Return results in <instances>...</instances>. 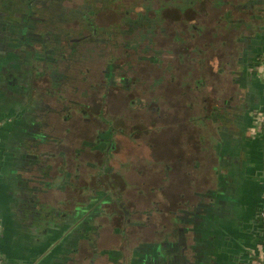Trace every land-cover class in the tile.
<instances>
[{
	"label": "crops",
	"instance_id": "0c3cea01",
	"mask_svg": "<svg viewBox=\"0 0 264 264\" xmlns=\"http://www.w3.org/2000/svg\"><path fill=\"white\" fill-rule=\"evenodd\" d=\"M9 24L0 15V264H264V64L230 71L238 90L224 113L210 119L203 137L183 136L186 190L166 197L165 209L150 211L148 226L129 224L122 230L102 214L93 219L96 228L89 222L78 226L72 187L63 189L58 146L48 154L52 187L31 179L42 169L27 162L40 151V136L28 128L24 87L11 83L16 55ZM24 74L22 68L25 80ZM166 136L172 159L174 139ZM34 142L25 159L22 150ZM45 155L38 156L42 164ZM65 169L72 170L69 160ZM36 187L44 188L46 208H31ZM49 207L66 212L64 219L56 218L59 228L46 229ZM135 217L147 220L144 213Z\"/></svg>",
	"mask_w": 264,
	"mask_h": 264
},
{
	"label": "rangeland",
	"instance_id": "374dc122",
	"mask_svg": "<svg viewBox=\"0 0 264 264\" xmlns=\"http://www.w3.org/2000/svg\"><path fill=\"white\" fill-rule=\"evenodd\" d=\"M168 1L169 6L165 4ZM236 1L239 0H189L190 3L187 0H42L43 6L39 4L34 8L38 16L34 31L44 34L52 45L59 40L63 49L59 52L64 59L57 67L56 83L51 80L46 83L64 96L60 104L52 101L60 109L67 105V110L59 114L63 123L70 122H64L63 116L74 100L83 105L87 103L90 112L95 108L96 113L102 115L104 110L109 119L117 120L121 114L130 123L149 118L143 109L129 105L122 96L126 91L120 88L123 86L121 77H137L136 82H131L130 91L135 98L148 103L151 87H156V78L163 76L158 87H165L163 92L173 98V104H167L170 100L157 102L159 109L155 115L160 118L161 112L168 113L166 119L156 124L158 135L164 137L162 142L151 149L147 144L152 141L148 134L140 138V144H123L119 139L122 154L131 152L135 156L136 168L130 177L135 189L134 207L139 211L165 209L166 197L181 195L186 190L187 146L178 132L183 118L195 117L199 108L203 110V105H189L190 101L196 103L197 98L206 97V108L217 104L223 110L224 100L238 90L233 88L230 70L239 65L238 48L245 44L244 36L239 40L237 33H228L230 26L225 19L216 21L220 15H226L227 6ZM139 13L157 17L155 25L150 28L140 21L136 23L134 19ZM155 37L165 39L169 45L160 48L159 40L152 42ZM149 44L163 49L157 54L159 60L154 65ZM115 63L121 86L118 90L110 87L105 96V84L101 82L104 70ZM199 76L205 80V87L197 96L192 87ZM171 126L175 135L173 151L182 154L168 168L165 137ZM62 135L68 138L70 133Z\"/></svg>",
	"mask_w": 264,
	"mask_h": 264
},
{
	"label": "flooded vegetation",
	"instance_id": "af4514ba",
	"mask_svg": "<svg viewBox=\"0 0 264 264\" xmlns=\"http://www.w3.org/2000/svg\"><path fill=\"white\" fill-rule=\"evenodd\" d=\"M41 3L42 0H0V15L2 18L7 17L10 22L11 31L9 30L8 34L10 32L13 36L12 48L16 55L14 57L15 60L11 63L13 68L10 71L13 81L11 83H14L15 88L24 87V93L27 97L28 128L30 132L33 131V134L40 136V140L37 142L41 146L40 151L35 154V159L31 156L29 160L27 159V162L37 163L42 169L37 176L32 175L31 179L52 187L53 175L50 172L51 165L48 162V154H52L51 147L58 146V149H60L59 155L64 156L61 164L63 189L66 186L72 187V193L77 200L75 213L78 215L76 219L78 226H82L84 222H89L87 226L96 228L97 224L93 223V219L98 214L109 215L113 222L121 225L120 228L122 230H125L129 224L133 226H148V213L155 209L139 211L134 207L135 189L133 190L134 183H132L130 176L131 171L136 168L134 164L135 156L131 152L122 154L123 151H120L119 139L123 144H140V138L144 134H148V136L151 135L152 139L151 142L147 141L151 149H156L159 142H162L164 137L158 135V126L156 124L159 120L166 119L168 113L161 112V115H159L161 117L158 118L155 115V112L159 109L157 102L162 103L170 100L171 102L169 101L167 104H173V98H168V94L163 92L165 87H158L164 78L163 76L155 77L157 86L151 87L150 92L152 95L149 98V102L146 103L147 101L142 98H135L133 96L134 92L130 91V88H132L131 82H136L137 77L126 76L124 78L125 76H122L123 86H121L116 76L117 63H115L116 66L112 64L111 67L104 70V80L101 81L105 84V96L109 94L110 87L118 90L121 86L120 88H124V91H126L124 92L125 95L123 94L122 96L128 101L129 105H136L139 109H143L149 114V118H139L130 123L127 121L126 116L121 114L117 120L109 119L104 110L103 114L99 115V113H96L95 108L90 112L87 108V103L83 105L80 101L74 100L72 104L68 105V108H70L67 111L68 113L63 116L64 122H70L68 124L63 123L59 119V114H61L63 109L65 111L67 105L60 109L52 101L60 104L63 102L64 96L62 93H57L50 86H46L48 80H51L54 85L56 83L55 79L57 74H59L57 67L64 59L63 53L59 52H63V49L59 40L57 44L52 45L47 41L48 39L44 34L34 31V26L38 21L34 8ZM227 9L228 13L223 16L220 15L216 21H220V18L225 19L230 26L228 33H237L239 40L244 36L245 46L240 51V54H242L239 55V65L251 70L255 66L264 64V0H239L230 4L229 7L227 6ZM230 10L233 12H230ZM206 13L204 11L203 15H206ZM200 30L201 27H199ZM158 40L156 37L153 38V44L157 43ZM158 43L160 48L169 45L165 39L159 40ZM58 47H60L59 50L56 49ZM149 48L153 51L150 54L152 63L153 65L154 63L157 64L159 60L157 54L162 52L163 49H158L155 45H150ZM199 67H202V65ZM22 68L25 71V80L21 77ZM230 71L233 72L235 69ZM204 87L205 80L199 76L192 89L197 91L196 94L198 96L203 92ZM228 101L229 98H226L224 104H227ZM190 104L203 105V110L199 108L200 111L198 110L199 113L195 117L183 118L181 129L178 132V134H181L182 139L186 134L203 137L208 122L212 127L210 119L214 122L224 113V109L222 110L221 106L218 107L217 104H214L211 109L206 108V97H200V100L197 98L196 103L195 101H190ZM71 118H73V121L70 120ZM263 128L264 120L260 125V129L263 130ZM63 133H70V136L66 138L62 135ZM117 136H119L118 142ZM169 136L173 139L175 137L173 126L169 129ZM196 137L194 139L197 141ZM32 138L35 137L33 136ZM166 138L167 136L165 140ZM171 138L169 139L170 141ZM34 145L35 142L25 145L26 147L22 150L25 154V159L27 156L32 155L30 149ZM173 145H175V139ZM43 153H47V155H45L44 163L42 164L38 156ZM174 153H171L172 159H169L168 168H170V164L171 166L173 165V160L176 157L181 158L179 153H177V156ZM1 155L2 151L0 149V161ZM66 158L71 163L72 170L65 169L68 162ZM40 189L42 192L44 190L41 187L36 189L37 192L31 202L34 205H31V208L39 206L42 209L50 205L40 194ZM48 209L46 211L48 212L49 220L48 222L46 221V229H51L52 226H54L53 228H59L56 218L64 219L66 212L62 207L58 210L50 209V207ZM140 213H144L147 220L140 217L133 218L134 215L137 216ZM84 215L87 217H85L86 220L83 217ZM62 225L63 223H61Z\"/></svg>",
	"mask_w": 264,
	"mask_h": 264
},
{
	"label": "trees",
	"instance_id": "16d2710c",
	"mask_svg": "<svg viewBox=\"0 0 264 264\" xmlns=\"http://www.w3.org/2000/svg\"><path fill=\"white\" fill-rule=\"evenodd\" d=\"M187 1L189 2V0H187ZM165 4H166L167 6H169V5H170V1L166 2ZM139 14H140V16L137 17L136 19H134V21H135L136 23H138V21H140V22H142V23H145L146 26H148V27H150V28H152V27L155 25V22H156V18H157V17L152 18V17L148 16V14H146V13H143V14L139 13ZM158 14H159V13H158ZM86 19H88V17H86Z\"/></svg>",
	"mask_w": 264,
	"mask_h": 264
},
{
	"label": "built area",
	"instance_id": "2783aa9c",
	"mask_svg": "<svg viewBox=\"0 0 264 264\" xmlns=\"http://www.w3.org/2000/svg\"><path fill=\"white\" fill-rule=\"evenodd\" d=\"M262 119H264V115H263V118ZM262 122V121H261ZM261 216H262V218L264 219V209L261 211ZM4 264H12L10 261H5V263Z\"/></svg>",
	"mask_w": 264,
	"mask_h": 264
},
{
	"label": "water",
	"instance_id": "95a60500",
	"mask_svg": "<svg viewBox=\"0 0 264 264\" xmlns=\"http://www.w3.org/2000/svg\"><path fill=\"white\" fill-rule=\"evenodd\" d=\"M261 112L263 113V115H264V105L263 106H261ZM263 115L262 116H260L261 117V119L263 118ZM261 119H259V121L261 120ZM264 120V119H263Z\"/></svg>",
	"mask_w": 264,
	"mask_h": 264
}]
</instances>
